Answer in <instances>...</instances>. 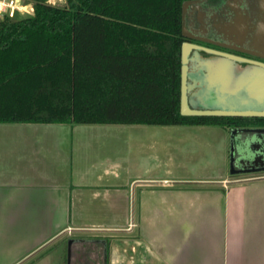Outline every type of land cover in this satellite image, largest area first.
Segmentation results:
<instances>
[{
	"label": "trees",
	"instance_id": "trees-1",
	"mask_svg": "<svg viewBox=\"0 0 264 264\" xmlns=\"http://www.w3.org/2000/svg\"><path fill=\"white\" fill-rule=\"evenodd\" d=\"M0 20V123L264 126L180 113L185 0H24Z\"/></svg>",
	"mask_w": 264,
	"mask_h": 264
},
{
	"label": "crops",
	"instance_id": "crops-1",
	"mask_svg": "<svg viewBox=\"0 0 264 264\" xmlns=\"http://www.w3.org/2000/svg\"><path fill=\"white\" fill-rule=\"evenodd\" d=\"M1 124L41 125L22 131L33 137L31 158L0 155V217L22 206L31 215L53 218L51 234L34 247L45 243L40 251L54 243L58 255L64 251L65 260L49 264H68L65 236L70 229L88 230L69 218L80 216L84 201L97 199L106 202L101 206L105 215L123 199L129 226L103 228L114 237L107 260L70 264H264V178L231 182L229 175L181 177L165 171L157 156L158 164L154 158L143 164L69 161L76 149L67 147L69 131L48 128L67 124ZM78 129L74 132L90 131Z\"/></svg>",
	"mask_w": 264,
	"mask_h": 264
},
{
	"label": "rangeland",
	"instance_id": "rangeland-1",
	"mask_svg": "<svg viewBox=\"0 0 264 264\" xmlns=\"http://www.w3.org/2000/svg\"><path fill=\"white\" fill-rule=\"evenodd\" d=\"M21 1L25 4L24 12L17 13L28 16L31 12L30 5L24 0ZM48 2L62 5L65 0H48ZM6 15L9 13L4 11L0 15V20L4 19ZM39 126L41 125L0 123V155L12 157L13 154H16L18 157L31 158L28 148L30 145H34L33 137L22 135V133L25 134L22 131L35 129ZM48 128L69 131L67 147L69 148L68 145L76 147L69 161L85 162V164L91 162L143 164V162H148L149 158H154V163L158 164L159 161L165 171L187 178H217L230 175L231 157L232 167L235 170L264 165V133H261L257 138L252 137L242 147L236 145L231 153L232 131L219 126L67 124L49 126ZM78 128L90 131L81 134L74 132ZM157 129L162 131L158 132ZM150 131L153 132L150 133ZM36 146L39 147V144ZM241 153H244L246 158L241 157ZM155 156L159 158L158 161ZM242 175L244 174L240 176ZM124 177L125 174L122 175L123 179ZM87 202L82 203L80 216L70 217L69 221L71 224L87 227L88 230L73 231L70 229L65 239L66 237H101L110 242L109 240L114 238L110 235L113 232L105 231L103 228L111 227V225L129 226V217H124L125 203L123 199L117 200L115 202L117 208L109 210L107 215L101 207L106 202L99 199L91 204ZM85 205L86 207H84ZM23 207L25 209V206ZM14 210L15 213H5L3 217H0V264H9L14 260H35L33 264H49L53 260H65L64 251L63 254L58 255L59 250H56L54 243L40 251H38L39 248L45 243L34 248L37 243L51 234L54 229L53 218L39 214L31 215L32 212L23 210L22 206ZM131 219L139 221L135 216ZM71 227L73 226L71 225ZM64 242L63 239V245ZM78 247H82L84 250L82 260H92L93 255L96 260H101V244L78 243L73 250L77 252ZM77 258L75 256L70 260H78ZM86 262L84 263L86 264Z\"/></svg>",
	"mask_w": 264,
	"mask_h": 264
},
{
	"label": "water",
	"instance_id": "water-1",
	"mask_svg": "<svg viewBox=\"0 0 264 264\" xmlns=\"http://www.w3.org/2000/svg\"><path fill=\"white\" fill-rule=\"evenodd\" d=\"M203 1L205 0L183 1L181 33L184 37H193L186 25L188 7ZM201 52L211 54L206 56ZM180 92L182 115L264 117V62L183 41ZM232 149L231 145V153ZM230 167L231 174L264 170V167L235 170L232 167V157ZM261 178L264 176L232 179L231 182ZM71 241L74 239L68 240V264L71 259Z\"/></svg>",
	"mask_w": 264,
	"mask_h": 264
},
{
	"label": "flooded vegetation",
	"instance_id": "flooded-vegetation-1",
	"mask_svg": "<svg viewBox=\"0 0 264 264\" xmlns=\"http://www.w3.org/2000/svg\"><path fill=\"white\" fill-rule=\"evenodd\" d=\"M186 25L193 37H184V41L264 62V0H205L188 7ZM201 54L207 56L211 53L201 52ZM260 129H264V126L230 128V131H233L230 142L233 149L236 145L244 146L252 137H259L261 133H264V130ZM240 156L246 158L244 153ZM261 167L264 165L254 168ZM241 174L244 175L240 176ZM258 176H264V170L230 174L229 178L232 180ZM72 238L74 241H71V259L77 256L78 260H82L83 248L78 247L76 252L73 250L74 246L78 243L90 242L101 244V260H107L109 250L107 239L68 237V239ZM92 257V260H96L95 255Z\"/></svg>",
	"mask_w": 264,
	"mask_h": 264
},
{
	"label": "built area",
	"instance_id": "built-area-1",
	"mask_svg": "<svg viewBox=\"0 0 264 264\" xmlns=\"http://www.w3.org/2000/svg\"><path fill=\"white\" fill-rule=\"evenodd\" d=\"M8 3H14V6L7 8V11L10 15L14 12H24L25 4L21 0H6Z\"/></svg>",
	"mask_w": 264,
	"mask_h": 264
},
{
	"label": "clouds",
	"instance_id": "clouds-1",
	"mask_svg": "<svg viewBox=\"0 0 264 264\" xmlns=\"http://www.w3.org/2000/svg\"><path fill=\"white\" fill-rule=\"evenodd\" d=\"M14 6V3H8L6 0H0V15L9 7Z\"/></svg>",
	"mask_w": 264,
	"mask_h": 264
}]
</instances>
